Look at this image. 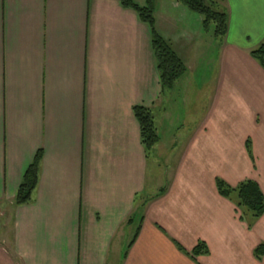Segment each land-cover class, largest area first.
<instances>
[{"label":"crops","instance_id":"crops-1","mask_svg":"<svg viewBox=\"0 0 264 264\" xmlns=\"http://www.w3.org/2000/svg\"><path fill=\"white\" fill-rule=\"evenodd\" d=\"M224 4L217 44L200 14L156 0L187 67L161 92L150 27L120 0H0V264H264V214L249 227L215 185L252 179L264 194V69L249 54L264 0ZM214 42L213 103L185 130L178 102L203 101L194 73ZM134 106L152 109L149 151ZM39 150L32 198L16 204ZM199 242L209 252L192 258Z\"/></svg>","mask_w":264,"mask_h":264},{"label":"trees","instance_id":"trees-1","mask_svg":"<svg viewBox=\"0 0 264 264\" xmlns=\"http://www.w3.org/2000/svg\"><path fill=\"white\" fill-rule=\"evenodd\" d=\"M177 1L190 11L202 16V29L204 32H209L213 28V37L219 40V43L223 41L228 30V12L224 0ZM120 2L124 7L135 10L141 21L149 25L161 92L171 90L176 82L186 74L187 67L156 29L154 18L156 0H145L144 5H138L133 0H120ZM249 54L264 69V42L252 49ZM133 113L140 125L142 145L146 151H149L159 141L152 109L144 106H134ZM245 147L250 159L254 161L250 139L246 140ZM41 158L42 153L39 150L22 177L15 196L16 204H24L31 200L32 192L37 183ZM215 185L220 196L235 204L236 211L240 212V219L245 220L249 227L264 214V194L256 181L245 179L235 186H231L223 179L216 178ZM136 236L137 232L134 234L129 246ZM177 247L186 252L180 245L177 244ZM208 252L205 243L199 242L190 252L186 253L194 258L200 254H208ZM254 255L257 258L264 255V243L259 244L254 249Z\"/></svg>","mask_w":264,"mask_h":264},{"label":"rangeland","instance_id":"rangeland-1","mask_svg":"<svg viewBox=\"0 0 264 264\" xmlns=\"http://www.w3.org/2000/svg\"><path fill=\"white\" fill-rule=\"evenodd\" d=\"M213 28H211L210 33H212ZM217 44H219V40H215ZM216 43H213V46L210 47L209 53L206 55V57L203 59L204 61H200L196 72L194 73L195 79H201L204 78L205 86L203 89V101L201 98V91L199 92V105L196 106L195 98L197 97V93L189 92L188 94V100L183 103L178 102L177 106V115H179L180 121L185 123L184 128L185 130H191L193 126V121H195L196 114H195V107L197 109L198 118L205 112H209L212 103H213V79L212 77L216 74V68L214 67V60L216 57ZM225 120L229 116L224 114ZM222 131L225 129L222 128ZM254 162V161H252ZM243 181V180H242ZM238 212V211H237ZM240 213V212H239ZM129 233V232H128Z\"/></svg>","mask_w":264,"mask_h":264}]
</instances>
